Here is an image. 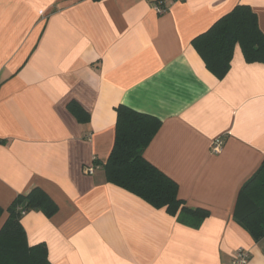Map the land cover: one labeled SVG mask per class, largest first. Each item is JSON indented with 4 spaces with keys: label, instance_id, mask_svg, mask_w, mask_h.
Listing matches in <instances>:
<instances>
[{
    "label": "crops",
    "instance_id": "1",
    "mask_svg": "<svg viewBox=\"0 0 264 264\" xmlns=\"http://www.w3.org/2000/svg\"><path fill=\"white\" fill-rule=\"evenodd\" d=\"M159 1L0 0V228L13 200L41 187L59 210L22 224L52 264H231L239 249L264 264V237L233 217L264 160V63L237 44L218 78L192 44L238 4L264 32V0H164V13ZM119 105L161 120L144 156L209 210L199 228L106 180Z\"/></svg>",
    "mask_w": 264,
    "mask_h": 264
},
{
    "label": "trees",
    "instance_id": "2",
    "mask_svg": "<svg viewBox=\"0 0 264 264\" xmlns=\"http://www.w3.org/2000/svg\"><path fill=\"white\" fill-rule=\"evenodd\" d=\"M192 44L206 67L218 78L229 71L237 44L247 62L264 63V32L257 13L248 4L236 5L195 37ZM68 109L80 123L89 122L90 114L77 101L69 102ZM116 110L115 142L107 162L102 165L106 180L157 209L165 208L179 222L199 228L209 216V210L189 206L178 195V183L144 156L161 120L126 105H119ZM58 210L57 203L41 187L19 194L7 208L8 218L0 228V264H52L46 243L29 245L22 218L31 211L52 217ZM3 212L0 207V217ZM233 217L255 241L264 237V160L240 188Z\"/></svg>",
    "mask_w": 264,
    "mask_h": 264
},
{
    "label": "built area",
    "instance_id": "3",
    "mask_svg": "<svg viewBox=\"0 0 264 264\" xmlns=\"http://www.w3.org/2000/svg\"><path fill=\"white\" fill-rule=\"evenodd\" d=\"M155 9L158 13H164L167 8L165 7L164 0L159 1L155 5ZM223 137H218L213 141L211 150L214 154H218L223 150L224 147ZM88 173H94V168L90 167L87 169ZM250 260V253L245 249H239L236 251L235 255L232 258L231 264H248Z\"/></svg>",
    "mask_w": 264,
    "mask_h": 264
}]
</instances>
